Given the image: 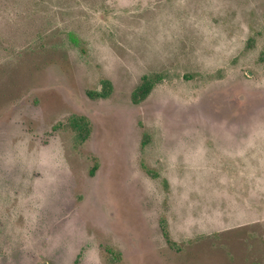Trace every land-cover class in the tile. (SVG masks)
Listing matches in <instances>:
<instances>
[{"label":"rangeland","instance_id":"374dc122","mask_svg":"<svg viewBox=\"0 0 264 264\" xmlns=\"http://www.w3.org/2000/svg\"><path fill=\"white\" fill-rule=\"evenodd\" d=\"M0 264H264V0H0Z\"/></svg>","mask_w":264,"mask_h":264},{"label":"trees","instance_id":"16d2710c","mask_svg":"<svg viewBox=\"0 0 264 264\" xmlns=\"http://www.w3.org/2000/svg\"><path fill=\"white\" fill-rule=\"evenodd\" d=\"M147 81L145 83H143L141 85V87L139 88V94L144 97L147 95V93L150 91L151 87H152V82L148 81V78H146ZM89 94L91 96H103L104 94L102 92H89Z\"/></svg>","mask_w":264,"mask_h":264}]
</instances>
